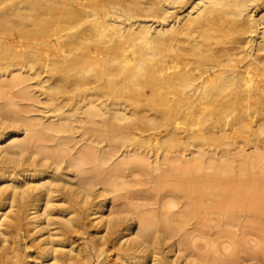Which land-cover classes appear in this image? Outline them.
<instances>
[{
  "label": "bare ground",
  "instance_id": "1",
  "mask_svg": "<svg viewBox=\"0 0 264 264\" xmlns=\"http://www.w3.org/2000/svg\"><path fill=\"white\" fill-rule=\"evenodd\" d=\"M0 165V264H264V0H0Z\"/></svg>",
  "mask_w": 264,
  "mask_h": 264
},
{
  "label": "rangeland",
  "instance_id": "2",
  "mask_svg": "<svg viewBox=\"0 0 264 264\" xmlns=\"http://www.w3.org/2000/svg\"><path fill=\"white\" fill-rule=\"evenodd\" d=\"M1 166H2V165H0V167H1ZM8 210H9V209H8ZM8 210H7L6 212H8ZM87 223H88V224H87V227H88V230H89V233H90V234L85 235V237H86V239L90 240V239H89V238H90L89 236H91V233H92V232H93V234H94V233H95L94 231H96V230L93 229L94 226L91 228V224H90L88 221H87ZM89 225H90V226H89ZM94 228H95V227H94ZM95 229H96V228H95ZM43 233H44V231H43ZM94 235H95V234H94ZM45 237H47V234H45L43 237H40L39 240H41V239H43V238H45ZM91 237L94 238V236H91ZM95 237H96V236H95ZM96 238H98V237H96ZM96 238H95V239H96ZM91 239H92V238H91ZM37 240H38V239H37ZM88 240H86V242H87ZM10 242H11V239H10ZM81 242H84V240L81 239V240H79L78 243H81ZM87 243H88V242H87ZM7 245H8V244H7ZM1 252H2V248H0V254H1ZM7 252H9L8 254L10 255V251H7ZM112 256H113V255H112ZM112 256H111L110 260H112V258H113ZM110 260H109V261H110ZM103 261H104V260H103ZM103 261H102L101 259L97 260L96 258H94V259H92L91 264H101V263H103V264H107V262L104 261V262H105V263H104ZM109 261H108V262H109Z\"/></svg>",
  "mask_w": 264,
  "mask_h": 264
}]
</instances>
